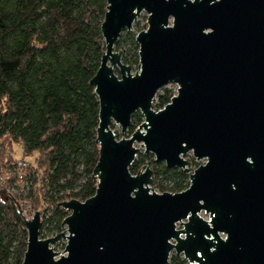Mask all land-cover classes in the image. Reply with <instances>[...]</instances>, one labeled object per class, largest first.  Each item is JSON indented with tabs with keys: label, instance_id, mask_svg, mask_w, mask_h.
Listing matches in <instances>:
<instances>
[{
	"label": "water",
	"instance_id": "95a60500",
	"mask_svg": "<svg viewBox=\"0 0 264 264\" xmlns=\"http://www.w3.org/2000/svg\"><path fill=\"white\" fill-rule=\"evenodd\" d=\"M106 1L105 52L91 80L96 194L61 204L66 231L54 237L41 238L40 211L25 220L23 264H170L173 254L188 264H264V0ZM143 12L133 74L115 48ZM169 84L177 95L154 110ZM137 112L143 123L119 140L111 125L125 134ZM136 144L190 174L189 188L155 192L147 165L133 175ZM188 156L206 163L191 173Z\"/></svg>",
	"mask_w": 264,
	"mask_h": 264
},
{
	"label": "trees",
	"instance_id": "16d2710c",
	"mask_svg": "<svg viewBox=\"0 0 264 264\" xmlns=\"http://www.w3.org/2000/svg\"><path fill=\"white\" fill-rule=\"evenodd\" d=\"M107 7L106 0H0L1 146L8 143L11 151L21 144L25 159L36 156L29 191L18 196L31 201L33 210L46 207L42 239L64 231L69 212L63 202H85L96 194L92 175L99 161L100 103L91 80L105 52L101 26ZM130 39L134 53L122 55L129 66L139 63L136 36ZM173 97L168 91L161 95L158 111ZM5 153L2 147L0 173L12 162ZM137 157L133 175L145 166ZM188 161L196 168L192 156ZM152 164L157 193L189 188L190 174ZM27 242L18 202L0 192V264H23ZM170 264L188 262L174 254Z\"/></svg>",
	"mask_w": 264,
	"mask_h": 264
},
{
	"label": "rangeland",
	"instance_id": "374dc122",
	"mask_svg": "<svg viewBox=\"0 0 264 264\" xmlns=\"http://www.w3.org/2000/svg\"><path fill=\"white\" fill-rule=\"evenodd\" d=\"M147 19H148V14L146 12H143L135 21L134 23V26H133V30L132 31H125L118 44L116 45V48H115V51H120L122 53V55L124 54V52H129V54H133V50L132 47L130 46V37H135L136 34L140 33L141 31H144V30H147L148 28V24H147ZM119 43H121V45L119 46ZM132 67V72L133 74H136L137 72H139V63L136 64V65H130ZM177 90H178V86L176 84H169L167 85L166 87L162 88L157 96H156V99L154 100V103H153V109L158 111V101H159V97L161 95H164L167 91L170 92L171 94H174L177 95ZM141 120V121H139ZM144 121V117L142 116V114L140 112H137L134 117L132 118V122H131V126L128 130V132H126L125 134L121 132V127L115 123H113L111 125V129L115 132V134L117 135L118 139L121 140V139H125V138H130L132 136V134L138 129V127L143 123ZM136 147L140 149V153L138 154V156H142V159L145 160V163L144 165L146 166H150L151 169H153L154 165L152 164V160L155 161V157L152 155V154H148L146 155L144 152H145V149L141 147L140 144H136ZM10 155L11 157L14 159V160H23L25 159L23 157V148H22V145L21 144H13L12 146V150L10 151ZM36 156H33V157H30V158H26L25 160H28L30 162H33L34 165H35V162H36ZM153 157V159H152ZM138 159V157H137ZM206 163V161H196V163L193 165V167H196V168H190V171L191 173L194 172L198 167H200L201 165H204ZM163 164V163H162ZM19 191H22L23 192V189L25 187V181H21L19 180ZM23 186V187H22ZM153 189V187H152ZM154 190V189H153ZM156 192V190H154ZM16 192V190H15ZM14 192V193H15ZM22 194V193H21ZM25 195V194H24ZM18 198V197H17ZM18 200H21L20 198H18ZM23 203V209L25 210V213L27 215V217H29L30 219L33 218L35 212L37 211H40L42 213V211L45 210V208H38L36 210H33V205H32V202H29L28 201H22ZM48 208V207H47ZM201 216L208 220L209 217L205 214V213H202ZM42 222H43V219H42ZM182 227L180 225H178V229H181ZM42 231V230H41ZM66 231V228H64V231ZM61 232V233H63ZM51 237H54V236H50L48 238H51ZM47 239V238H46ZM66 245H67V240L66 239H62L56 246H55V251L57 253H63L65 251V248H66ZM61 255V254H59ZM174 255V254H173ZM172 255V256H173ZM171 256V258H172Z\"/></svg>",
	"mask_w": 264,
	"mask_h": 264
},
{
	"label": "built area",
	"instance_id": "2783aa9c",
	"mask_svg": "<svg viewBox=\"0 0 264 264\" xmlns=\"http://www.w3.org/2000/svg\"><path fill=\"white\" fill-rule=\"evenodd\" d=\"M1 144L2 142L0 140V151L2 147H4V149H6V153H5L6 160L10 159L12 160V162L9 166H6V168L3 169V171L0 173V192H3L8 198H10V200L14 199L15 201H17L18 205L20 206L22 210V216L24 217V219L31 220L29 217H27L25 210L23 209L22 200H18V198H20L18 196L19 189H20L19 180L25 181V187L22 189L25 190L24 193H27L26 191H29V180H30L29 178L31 177L30 174L35 172L34 169H36V164L34 165L33 162H30L25 159L20 160V161L14 160L10 155L9 144L5 143L3 146H1ZM43 217H44V211H42V219Z\"/></svg>",
	"mask_w": 264,
	"mask_h": 264
}]
</instances>
